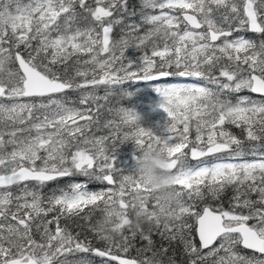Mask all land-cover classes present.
<instances>
[{"label": "snow or ice", "instance_id": "6c2138e0", "mask_svg": "<svg viewBox=\"0 0 264 264\" xmlns=\"http://www.w3.org/2000/svg\"><path fill=\"white\" fill-rule=\"evenodd\" d=\"M136 15L129 0H0V125L11 129L0 130V264H163L152 251L153 230L179 240L187 264H264V39L241 34L264 37V0H142L140 23L125 22ZM133 47L143 53L140 67L127 62ZM73 57L91 67L69 75ZM11 62L15 71L6 68ZM169 77L181 82L155 88L170 118L166 137L137 127L138 113L124 106L104 125L110 135L88 134L99 123V101L117 89L130 97L126 83ZM117 140L133 141L139 153L154 144L167 152L175 206L162 203L136 169L117 166ZM61 179L68 183L46 196L43 189ZM101 204L103 219L88 231L103 246L61 223L88 222ZM137 208L148 234L128 227ZM137 233L148 241L138 255L151 256L128 255Z\"/></svg>", "mask_w": 264, "mask_h": 264}, {"label": "rangeland", "instance_id": "374dc122", "mask_svg": "<svg viewBox=\"0 0 264 264\" xmlns=\"http://www.w3.org/2000/svg\"><path fill=\"white\" fill-rule=\"evenodd\" d=\"M24 3H27L28 0H23ZM141 2L142 0H129V8L130 11L131 10H135L137 12V15L134 17H130L128 20H126V23L135 21L137 23H140V9L139 7H141ZM122 26H117L114 29L113 32V37L116 40H119L121 38V36L123 35V33L121 32L120 28ZM149 25H144L140 31L137 33V35H142L144 34L147 29L149 28ZM183 27V26H182ZM243 35H245L247 38L253 39L255 40L257 43H259V41L261 39H264V37H261L259 34H253L251 32H247V33H241ZM159 43H162V41H157ZM151 47V42L148 43V45L146 46V48H150ZM21 51L23 52V48H21ZM24 55H27L26 52L23 53ZM143 53L139 50H137L136 48H129L126 52V57H127V62H131L133 64L134 67H140L141 66V57H142ZM88 57L86 56H81L80 59H87ZM75 57H73L72 62L74 63L75 61ZM91 65H84L83 69H87L90 68ZM7 69H10L12 71H15L18 67L16 65L15 62H11L8 63L6 65ZM62 70V68L60 69ZM91 78V77H89ZM175 80H178L177 78H174ZM79 80V79H78ZM169 82H174V81H169ZM177 82H181V80H178ZM133 83L136 82H129L126 83L125 85L122 86L123 89H130L131 85ZM162 83H167V82H162ZM162 83H151V85H149L148 87H144V88H139V91L137 89L136 94L135 95H131L130 97H121L122 99H120L119 101H123L125 100L126 105H121L124 106L126 108L135 110L137 113L141 114L143 116V121L142 124L145 128H150L153 130V132L156 135L162 136V137H166L168 135V133L166 132V127L167 125L170 123V118L168 117L167 113L159 107V105L162 103V97L159 95V93H157L155 91V88L157 86V84H162ZM136 86V84H135ZM119 90V89H117ZM97 95L103 96L104 95V89L103 87H101L100 89L97 90ZM74 95L76 97H78L79 99V93L78 92H74ZM240 95H250V93L244 92L241 93ZM113 96H117L116 94ZM110 96V97H113ZM109 97V98H110ZM108 98V99H109ZM234 99V97H233ZM7 102V101H5ZM98 103L104 105L103 108L100 109V113L99 115V123L98 124H94L93 128H92V132L88 133L89 135H92L93 133L96 136H101V135H110V133L112 132V128L111 127H104L105 123L109 120H117L118 121V117L115 114V109L121 107H111L110 105H108V101L105 102L103 100L99 101ZM76 107H86V106H81L79 104V101L75 103ZM87 106H92L94 107V105H91V102L89 103V105ZM111 108L113 109L112 112H109L108 109ZM99 129V130H97ZM0 130H4V131H10V127L4 126V125H0ZM129 129L127 127H123L122 126V131H128ZM5 139H8L7 135L5 136ZM110 145L108 143V147L112 146V142L111 140H109ZM115 146L117 148H124L123 152L121 155H119L118 151H115L113 153L116 161H117V166L120 167L121 169L125 170L126 173L128 172H134L136 169V160H135V156L140 155V153L137 150V146L133 141H128L125 143H120L119 140L116 141ZM109 149H111V147H109ZM8 150H11V147H8ZM119 155V156H118ZM191 163H195V162H191ZM72 179L77 180V181H81L84 178L80 177V176H76L73 177ZM68 183V179L64 182L60 184V187H63L64 185H66ZM94 185V187H93ZM89 186H92L93 189H100L103 188L104 185L101 184H91ZM47 188L49 189V186H47L46 188L43 189L44 194L47 196L51 193V191L55 190L50 189V191L47 190ZM12 191L14 193H16L18 191L17 188H13ZM125 199H129V197H125ZM149 207L151 208V203L149 205ZM129 217H133L134 213L129 210L128 212ZM3 221H0V223H2ZM143 226H145L146 228H150V225L147 223H144ZM129 230L126 228L125 229V234L128 235ZM149 233V231H148ZM151 233H156L154 230ZM117 239H119L117 237ZM237 251H244L242 248H237ZM223 254V253H221ZM250 254V253H249ZM78 257H69V259H75Z\"/></svg>", "mask_w": 264, "mask_h": 264}, {"label": "trees", "instance_id": "16d2710c", "mask_svg": "<svg viewBox=\"0 0 264 264\" xmlns=\"http://www.w3.org/2000/svg\"><path fill=\"white\" fill-rule=\"evenodd\" d=\"M139 9L141 10V7H139ZM85 25H86L85 22H80L81 27H85ZM83 60L84 59H82L81 61H83ZM69 64H70L69 75H72L74 73V69L76 67H80L81 69H83V66H84V64H82V63L80 65H76L75 63L69 62ZM61 71H63V69ZM77 79H79V78H77ZM173 81H175V80H173ZM116 95L117 96H113V98L108 99V105H110L111 107H119L121 105H126L125 100L119 101L122 96L120 95V93L118 94V91H116ZM66 96H67V98H70L72 101H75V102L78 101L77 97H72V96H70L69 93H67ZM227 127L229 128L230 131H232L236 135L241 136V137L243 136V133L240 131V129H237L234 126H230V125ZM192 136L194 138V136H195L194 132L192 133ZM108 143L110 145V142H108ZM109 147L112 148V146H109ZM245 147L247 148L248 145L246 144ZM123 150H124V148H117V147L115 148V151H118L119 155L122 154ZM64 180L65 179H61L57 182L50 183L51 185L49 186V189L47 188V190L50 191V189H53V188L57 189V187H60V183H62ZM56 185H58V186H56ZM89 187L92 188V186H89ZM93 187H94V185H93ZM232 195H233V191L231 188H229L222 197V206L225 210H227L229 208L228 201ZM252 198L256 199L255 196H253ZM204 203H214V202L206 200ZM217 206H219V205H217ZM103 207H104L103 204H101L99 209L91 210V220L88 222H85L84 220H82L80 218H76V219L71 220L70 222L69 221H61V223L62 224L67 223L69 228L74 233L75 232H82L83 234L87 235L90 239H93V243L96 244L95 237L93 236L92 232L88 231V228L90 225H96V223L98 221L103 219V215H104L103 211H102ZM89 211H90V209H85L84 214H88ZM84 214H82V215H84ZM77 225H82L83 228L77 227ZM142 229L144 230L145 234H148V231H149L148 228H146L145 226H142ZM155 232L156 233H151V239L153 241L152 251L157 252V259L162 260L163 264H169V258L172 257L176 261V264H187L189 257L183 253V245L179 242V240L169 242L168 240L163 239L158 231H155ZM128 235H130V233H128ZM33 236L37 240L40 239L39 234L37 232H35V230L33 231ZM147 245H148V241L142 239L140 234L137 233L135 239L131 240V248H130V251L128 252V255L131 257H137V258H142L143 255H145V254L151 256L152 252L140 253V255H138V251L141 249H144ZM96 246H103V245L102 244H96ZM162 246L164 248L168 249V252L166 255L159 252V250Z\"/></svg>", "mask_w": 264, "mask_h": 264}, {"label": "clouds", "instance_id": "9594fccd", "mask_svg": "<svg viewBox=\"0 0 264 264\" xmlns=\"http://www.w3.org/2000/svg\"><path fill=\"white\" fill-rule=\"evenodd\" d=\"M143 116L138 113L136 126L141 127ZM169 157L166 151L155 144L144 147L136 161L137 174L142 177V182L161 198L162 203L175 206L178 201L174 176L168 170ZM134 215L129 217L128 227L132 231H139L145 223V218L139 209L131 210ZM129 216V215H128Z\"/></svg>", "mask_w": 264, "mask_h": 264}, {"label": "water", "instance_id": "95a60500", "mask_svg": "<svg viewBox=\"0 0 264 264\" xmlns=\"http://www.w3.org/2000/svg\"><path fill=\"white\" fill-rule=\"evenodd\" d=\"M162 79H165V78H162ZM162 79H160V80H162ZM144 82H147V81H144ZM150 82H154V81H150ZM254 95V94H253Z\"/></svg>", "mask_w": 264, "mask_h": 264}, {"label": "flooded vegetation", "instance_id": "af4514ba", "mask_svg": "<svg viewBox=\"0 0 264 264\" xmlns=\"http://www.w3.org/2000/svg\"><path fill=\"white\" fill-rule=\"evenodd\" d=\"M137 86H138V85L136 84V87L134 88V89H135V91H136V89H137Z\"/></svg>", "mask_w": 264, "mask_h": 264}]
</instances>
